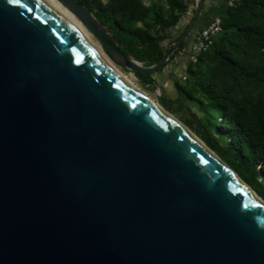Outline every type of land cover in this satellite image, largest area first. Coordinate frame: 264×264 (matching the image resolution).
Returning a JSON list of instances; mask_svg holds the SVG:
<instances>
[{"label":"water","instance_id":"obj_1","mask_svg":"<svg viewBox=\"0 0 264 264\" xmlns=\"http://www.w3.org/2000/svg\"><path fill=\"white\" fill-rule=\"evenodd\" d=\"M60 1L131 72L203 4L142 67ZM0 264H264V208L41 1L0 0Z\"/></svg>","mask_w":264,"mask_h":264},{"label":"trees","instance_id":"obj_2","mask_svg":"<svg viewBox=\"0 0 264 264\" xmlns=\"http://www.w3.org/2000/svg\"><path fill=\"white\" fill-rule=\"evenodd\" d=\"M76 1L107 27L124 52L142 67L156 65L167 51L163 38L143 27L147 18L151 16L165 30L176 26L178 14L185 11L179 0H169L168 15L155 4L146 5L145 0ZM221 26L211 49L200 54L195 63L204 62L205 68L192 71L187 67L191 87L187 90L177 83L176 88L197 103L205 123L213 128L223 145L209 132L200 128L193 131L264 201V0H244L227 7ZM185 41L155 72L164 69L184 50ZM155 72L133 74L149 89L155 84L152 78ZM160 103L166 111L174 113L165 100Z\"/></svg>","mask_w":264,"mask_h":264},{"label":"rangeland","instance_id":"obj_3","mask_svg":"<svg viewBox=\"0 0 264 264\" xmlns=\"http://www.w3.org/2000/svg\"><path fill=\"white\" fill-rule=\"evenodd\" d=\"M99 1L102 3L107 2V0H99ZM239 1H244V0H203L201 13L197 19V22L195 24L193 31L191 32V34L188 36V38L185 41V43H186L185 46L186 47L189 46V44L192 41H194L195 36L198 35L200 30L209 21H211L213 19V17H220L223 20V18L225 16L226 8L235 6L236 2H239ZM144 2L146 5L152 3V4H155L156 6L162 8L164 15H168L170 13L169 0H145ZM179 2L185 6V11L183 13L178 14L179 20H178V23L176 24V26L169 28V29L162 30L154 23L153 18L151 16H149L147 18V20L145 21V23L143 24V27L150 34L163 38V40H162L163 47H165L167 49L176 41L177 37L185 30V28L189 24L193 14H194L196 8L198 7V5L200 3L199 0H179ZM107 33L109 35H112L110 30L107 31ZM92 38L94 39V41L96 43H98V45L102 49V46L100 45L98 40L94 36H92ZM180 53H182L183 55L179 56ZM180 53H177L174 56V58L168 62V64L166 65V67L164 69H162L161 71L155 72L152 75V78H153L155 84H153L151 86V88H149V89L143 87L140 84L139 80L136 78V76L133 74V72H131L128 69L121 68L119 65H116L110 58H108L107 56L106 57L112 63V65H114L126 77L131 79V81L140 90H142L145 94H147L148 97H150L152 100H154L156 103H158L161 107H162V105L160 103L161 99H163L167 103H169L171 105V107L174 109V113L168 112L163 107L162 108L166 112H168L170 115H172L178 122H180V124H182L187 130H189V132L192 135H194V137H196L198 140L200 139V137L193 131V128H200L201 130H204L205 132H209L211 135H213L217 139V141L219 142L220 145H223L222 140L220 139L219 136H217L214 133L213 128L205 123L204 113L198 108L197 103L195 101L187 98V96L183 92L178 91V89L176 88L177 83L182 85L183 87H185V89H187V90H189V88L191 87V75L188 72V70L187 71L184 70V68H183L184 64L189 69H191L192 71L198 70V69L202 70L203 68H205L204 62L197 63L195 65L191 64L189 66L187 59H185L186 54H187L186 51L183 50ZM112 56L115 59H118L117 56L113 53H112ZM130 59L133 60V58L131 56H130ZM179 61H182L184 64L182 66L179 65L177 63ZM183 76L186 77L185 80L182 79ZM201 142H202V140H201Z\"/></svg>","mask_w":264,"mask_h":264},{"label":"bare ground","instance_id":"obj_4","mask_svg":"<svg viewBox=\"0 0 264 264\" xmlns=\"http://www.w3.org/2000/svg\"><path fill=\"white\" fill-rule=\"evenodd\" d=\"M46 7H48L52 12H54L59 19L69 27L83 42H85L90 48H92L102 59H104L109 66L115 71V73L132 89H134L137 93H139L142 97H144L147 101H149L152 105L158 108L161 112H163L171 121L181 126L192 138H194L198 144H200L204 150H206L233 178H235L253 197H255L260 205L264 208V203L261 201L254 193L251 191L236 175L233 173L212 151H210L203 142L199 141L194 135H192L189 130H187L180 122H178L172 115L166 112L158 103L148 97L142 90H140L128 77H126L122 72H120L112 63L107 59L110 58L116 65L121 63L120 56L113 50L109 49L108 53L101 49V47L94 41L92 38L91 32L82 24V22L78 19V17L68 8L66 7L60 0H39ZM92 35V36H91ZM104 51V52H103ZM106 55H105V54ZM112 53L117 56L118 59H115L112 56ZM107 56V57H106Z\"/></svg>","mask_w":264,"mask_h":264},{"label":"built area","instance_id":"obj_5","mask_svg":"<svg viewBox=\"0 0 264 264\" xmlns=\"http://www.w3.org/2000/svg\"><path fill=\"white\" fill-rule=\"evenodd\" d=\"M221 31V18L214 17L200 30L198 35L195 36L194 41H192L189 46H185L184 50L187 53L185 59H187L188 63L195 64L200 54L208 52L213 45L214 38ZM181 55L183 54L181 53ZM183 68L186 70L187 66L184 64ZM182 79L185 80L186 77L183 76Z\"/></svg>","mask_w":264,"mask_h":264},{"label":"crops","instance_id":"obj_6","mask_svg":"<svg viewBox=\"0 0 264 264\" xmlns=\"http://www.w3.org/2000/svg\"><path fill=\"white\" fill-rule=\"evenodd\" d=\"M190 45V44H189ZM179 56H180V54H179ZM179 65H183L184 63L182 62V61H179V62H177Z\"/></svg>","mask_w":264,"mask_h":264},{"label":"snow or ice","instance_id":"obj_7","mask_svg":"<svg viewBox=\"0 0 264 264\" xmlns=\"http://www.w3.org/2000/svg\"><path fill=\"white\" fill-rule=\"evenodd\" d=\"M9 2H10V3H13V2H15V0H9Z\"/></svg>","mask_w":264,"mask_h":264}]
</instances>
